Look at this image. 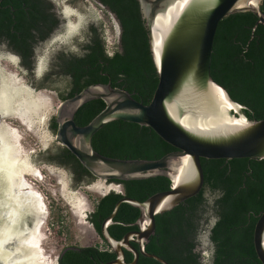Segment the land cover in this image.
Segmentation results:
<instances>
[{
    "label": "trees",
    "instance_id": "trees-1",
    "mask_svg": "<svg viewBox=\"0 0 264 264\" xmlns=\"http://www.w3.org/2000/svg\"><path fill=\"white\" fill-rule=\"evenodd\" d=\"M95 1L116 14L121 26L120 44L109 47L103 28L92 24L88 40L81 44L82 53H60L54 72L47 73L37 87L54 88L64 100L90 85L111 83L127 89L137 100L149 103L159 76L139 0ZM261 9L264 12V0ZM257 21L252 11L223 18L215 35L211 64L213 78L227 88L234 100L245 105L243 111L251 120L264 118V24ZM60 23L53 0H0V42L7 41L20 54L21 63L30 75H33L37 46ZM53 73L62 76L64 88L55 86ZM105 106L101 98L85 102L75 114L76 123H89ZM55 117L50 121V128L57 132ZM93 146L107 156L145 159H158L176 149L153 128L121 119L99 129L93 137ZM61 155L76 185L97 178L69 148L64 147ZM202 165L205 173L202 190L173 209L156 215V230L145 250L170 264H206L205 255L198 249V233L203 221L207 223L214 215L216 221L210 227L213 245L210 264H263L254 246V229L264 210V159L202 158ZM112 180L123 185L124 192L112 190L100 196L88 215L107 244L101 226L120 198L145 200L172 186L171 179L164 175ZM139 215V208L123 202L108 230L120 239L138 228L135 222ZM115 257L112 248L81 245L66 247L58 260L59 264H103ZM133 257L131 251H126L127 261ZM137 264L163 263L141 253Z\"/></svg>",
    "mask_w": 264,
    "mask_h": 264
},
{
    "label": "water",
    "instance_id": "water-1",
    "mask_svg": "<svg viewBox=\"0 0 264 264\" xmlns=\"http://www.w3.org/2000/svg\"><path fill=\"white\" fill-rule=\"evenodd\" d=\"M262 1L139 0L159 76L151 101L143 103L127 89L114 87L111 83L90 85L62 100L56 115L57 139L94 176L104 180H129L164 175L172 181L169 189L156 192L145 200L123 196L117 201L113 212L101 226V233L116 257L103 264H137L141 253L163 264H170L161 256L146 251V243L155 233L156 215L173 209L197 195L204 187L202 158L264 159V118L251 120L243 111L245 105L234 100L227 88L217 82L211 73L214 40L220 21L233 13L252 11L258 17L257 24H264ZM157 19L168 27L162 28L156 23ZM157 31L161 32L158 44L155 39ZM216 87L222 89L233 104L232 109H227L229 117H243L245 121L212 129L184 123V118L190 113L196 116L199 111L218 112L214 93ZM95 98L103 99L105 108L89 123L77 124L75 114L79 107ZM117 119L153 128L176 149L158 159L118 158L98 152L93 146L95 133ZM185 156L189 158V165L184 169L183 177L176 181ZM123 202L139 208L140 215L135 222L138 228L118 239L110 233L108 226L114 222ZM132 242L138 243L140 248ZM254 246L264 264V210L255 225ZM125 250L134 254L130 262L126 260Z\"/></svg>",
    "mask_w": 264,
    "mask_h": 264
},
{
    "label": "rangeland",
    "instance_id": "rangeland-1",
    "mask_svg": "<svg viewBox=\"0 0 264 264\" xmlns=\"http://www.w3.org/2000/svg\"><path fill=\"white\" fill-rule=\"evenodd\" d=\"M53 2L56 5L57 12L62 17V21L52 35L41 45L37 46L33 75H30L28 69L22 65L21 60L17 56L10 54L5 56L0 55L1 78L13 73L36 92L40 91L46 99V107L44 109L46 116L41 122H37L38 117L35 119L37 123L35 122L33 125L15 115H4L1 118V125L6 122L17 129L16 132L18 133L21 147L23 151L29 153V159L36 167V161L39 158L37 153L40 150L59 145L56 136L57 132L51 130L50 121L57 115L62 102V98H60L56 89L50 87L40 89L37 87V83L47 73L54 72L60 53H82L81 44L88 40L89 29L92 24L103 28L106 43L109 47L120 44L121 36V26L114 13L106 11L95 0H53ZM53 78L55 79L53 81L55 86L61 89L65 87V81L62 76L59 77L58 74L53 73ZM1 88L2 82L0 83ZM50 170L52 171L51 176L53 178L55 177V172L57 174L60 173L62 195L59 201L63 204L64 209L62 211L63 222L60 224L63 226V233L61 236L54 234L55 237H51L48 240L47 246L50 249L45 251L47 252L46 256L49 257L52 264H58V253L65 245H97L106 247V242L89 221L88 215L93 210V205L99 197L110 190L102 191L98 188V184H104L108 187L113 186L111 189H117V191L121 190V185L118 183L110 184L101 178L95 179L90 183L83 182L80 185H76L71 170L67 169L65 171L55 165H51ZM26 176H34L37 179L41 178V176L37 177L33 174H27ZM64 180L67 183V189L65 188ZM72 195L82 198L83 211L79 212L71 205L72 202L69 197ZM56 220L57 216L52 212L51 222L56 223ZM51 228L54 229L55 227L51 226ZM208 233V229L201 233V244L198 246V249L205 255L203 260L206 261V264L211 263L210 258L213 253V245ZM51 249L55 251H51Z\"/></svg>",
    "mask_w": 264,
    "mask_h": 264
},
{
    "label": "bare ground",
    "instance_id": "bare-ground-1",
    "mask_svg": "<svg viewBox=\"0 0 264 264\" xmlns=\"http://www.w3.org/2000/svg\"><path fill=\"white\" fill-rule=\"evenodd\" d=\"M162 28L168 25L159 19L156 20ZM161 32H155L156 43L160 42ZM156 44V45H157ZM6 77V76H5ZM2 78L0 89V110L3 115H15L33 125L45 119L46 99L39 91L36 92L28 84L22 82L17 75L10 73ZM218 102V112L199 111L196 116L191 113L186 115L184 123L191 127L200 126L206 129L220 128L231 122H243L245 118L232 119L227 109L233 108V104L227 99L225 92L216 87L214 90ZM36 122V123H37ZM17 129L9 123L1 125L0 145V177L4 180L2 187L3 196L0 206L4 207L5 218L0 224V264H52V261L43 252L41 247L40 227L44 216V205L41 195L35 190L27 174L41 176L38 167L29 159V153L23 151ZM189 165V158H182V164L178 169L176 181L184 175V169ZM65 188L67 183L64 180ZM98 188L107 191L112 187L98 184ZM64 188V189H65ZM65 189V190H66ZM70 195V193H69ZM71 205L77 211H83L81 197L72 195L69 197ZM84 200V199H83ZM33 215L34 225L27 230V218Z\"/></svg>",
    "mask_w": 264,
    "mask_h": 264
},
{
    "label": "flooded vegetation",
    "instance_id": "flooded-vegetation-1",
    "mask_svg": "<svg viewBox=\"0 0 264 264\" xmlns=\"http://www.w3.org/2000/svg\"><path fill=\"white\" fill-rule=\"evenodd\" d=\"M59 17L62 21V17L60 14H59ZM42 43L43 42H40V45ZM9 54L15 55L21 60L20 54H18L17 51H15L13 48H10L7 41L0 42V55L5 56V55H9ZM34 56L36 58V50H35ZM1 82H2V78L0 76V83ZM3 116L4 115L2 114V112L0 110V128H1V118ZM55 118L57 121V116ZM58 144H59L58 146L48 147L47 149L40 150L39 153H37V156L39 158H37L36 162H37V167H38L39 171L41 172V178L37 179L34 176H31V177L26 176L27 180H29L31 186L39 192V194L41 195V198L43 200L44 216H43V221H42L41 227H40V233H41L40 235L42 237L40 245L43 248V252L50 249L47 246V244H48V240H50L51 237H55V235L61 236L63 233V226L60 224L61 222H63L62 211L64 210L63 204L60 203V201H59L60 196L62 195L60 173L57 174L56 172L55 173L53 172L55 175V177L53 178L51 176L52 171L50 170L51 165H55L56 167L62 168L65 171L68 169L65 159L61 155L62 149L66 146H64L60 141H58ZM0 145H1V134H0ZM59 149H60V151L58 152ZM53 179H54V181H53ZM96 179H98V178H96ZM105 181L109 182L110 184L116 183L115 180H112V179H108ZM3 185H4V180L0 177V203H3V202H1V197L3 196V193H2ZM121 187L122 188H121L120 192H124L123 185H121ZM112 190H114V189H110V191H112ZM58 192H59V194H58ZM205 195L208 196V194L206 192H205ZM52 212H54L55 215L57 216V220H56L57 224L51 222ZM2 214H4V207L0 206V224H2L3 219L5 218V216H3ZM215 221H216V216H214V215H211V217L209 218V221H207V223H205L203 221V223L199 229V233H198V240H199L200 244H201V235H202L201 233L203 231H205L206 226H209V225L210 226L208 229V231H209L208 235H209V239H210V227L214 224ZM26 223H27L26 224L27 230L29 231L30 228H32V226L34 225L33 215H30L27 218ZM51 226L55 227V228L52 229ZM149 240H150V238H149ZM210 241H211V239H210ZM132 244L135 247H137L138 249L140 248V246H137L138 243L132 242ZM43 245H45L46 247ZM69 246H81V245H76V244L65 245L60 250V252L58 253V256L66 247H69ZM109 249H111L110 245H109ZM51 251H55V250L51 249ZM126 251H128V250H125V255H126ZM46 253L47 252H45V254ZM57 262L59 264V260H57ZM128 262H130V261H128ZM26 264H32V263L28 262Z\"/></svg>",
    "mask_w": 264,
    "mask_h": 264
},
{
    "label": "built area",
    "instance_id": "built-area-1",
    "mask_svg": "<svg viewBox=\"0 0 264 264\" xmlns=\"http://www.w3.org/2000/svg\"><path fill=\"white\" fill-rule=\"evenodd\" d=\"M116 191H117V189H115ZM110 191V190H109ZM108 191V192H109ZM121 190H118V192H120ZM107 192V193H108ZM107 244V243H106ZM101 249H104V250H107V249H109V245L107 244V246L106 247H102V246H99Z\"/></svg>",
    "mask_w": 264,
    "mask_h": 264
},
{
    "label": "clouds",
    "instance_id": "clouds-1",
    "mask_svg": "<svg viewBox=\"0 0 264 264\" xmlns=\"http://www.w3.org/2000/svg\"><path fill=\"white\" fill-rule=\"evenodd\" d=\"M115 190V189H114ZM116 191V190H115ZM110 192V191H109ZM107 194V193H106ZM105 195V194H104Z\"/></svg>",
    "mask_w": 264,
    "mask_h": 264
}]
</instances>
